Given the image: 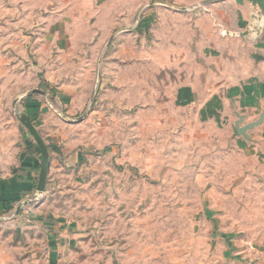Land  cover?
<instances>
[{"label": "rangeland", "instance_id": "obj_1", "mask_svg": "<svg viewBox=\"0 0 264 264\" xmlns=\"http://www.w3.org/2000/svg\"><path fill=\"white\" fill-rule=\"evenodd\" d=\"M214 1L0 0V161L40 152L24 113L58 164L0 217V264H264V158L219 105L264 54V11Z\"/></svg>", "mask_w": 264, "mask_h": 264}, {"label": "crops", "instance_id": "obj_2", "mask_svg": "<svg viewBox=\"0 0 264 264\" xmlns=\"http://www.w3.org/2000/svg\"><path fill=\"white\" fill-rule=\"evenodd\" d=\"M83 1L89 2L90 0ZM83 1L77 0V3H85ZM176 1L180 3L186 0H171L170 4L175 5ZM205 4L208 10L218 9V11H222L230 8L228 4L216 3L214 0H206ZM247 12H250L252 16L257 15V12L254 9L251 10L249 6L235 7L231 23L236 29H241L244 26L241 20L244 21L245 16L242 18L241 14ZM217 16L222 18L224 15L218 14ZM222 22L225 26H230V22L225 23V19ZM256 33L258 40L261 31ZM257 40L256 43H259ZM186 85L191 92L196 91L194 80ZM222 92L219 95L220 100L218 97L215 98V94H212L213 100H219V105L224 108L220 118L225 120L227 124H231L236 146L242 152L256 154L257 158H264V118L261 124L247 130L246 136L240 135L236 130L237 123H240V127L244 128L256 123L264 115V54L257 63L252 64L246 80L234 83ZM210 105H214L212 100ZM25 110L30 113L36 111L30 103L26 104ZM24 141L25 143L20 147V152L14 156L12 161H0V217L8 215L14 209L17 210L22 204H26L28 200L38 194L37 185L42 156L31 140L25 138ZM57 165L51 157V166Z\"/></svg>", "mask_w": 264, "mask_h": 264}, {"label": "water", "instance_id": "obj_3", "mask_svg": "<svg viewBox=\"0 0 264 264\" xmlns=\"http://www.w3.org/2000/svg\"><path fill=\"white\" fill-rule=\"evenodd\" d=\"M254 4H259L260 8L262 11H264V0H248ZM236 3L238 4H243L245 0H235ZM34 93L46 96L45 92L37 90ZM22 116V122L25 124V126L28 128L29 132L33 136L34 140L36 141L37 145L40 148V152L42 155V163H41V170H40V175H39V181H38V186H37V195L41 196L45 193L46 190V184L48 180V174L49 170L51 167V157H50V152L45 144L43 138L40 136V134L35 130L34 125L30 121V119L23 113L21 114ZM264 118V115L261 116V118L254 124H250L244 128L240 127V123L236 124V130L240 135L246 136V131L253 129L255 126H258L259 124L262 123ZM21 210V208H18V212Z\"/></svg>", "mask_w": 264, "mask_h": 264}, {"label": "trees", "instance_id": "obj_4", "mask_svg": "<svg viewBox=\"0 0 264 264\" xmlns=\"http://www.w3.org/2000/svg\"><path fill=\"white\" fill-rule=\"evenodd\" d=\"M35 108H36V107H34V109H35ZM35 110H36V109H35ZM28 113H29V116H31V119H33V120L36 119L37 116L32 115L33 113H30V112H28ZM34 114H36V113H34Z\"/></svg>", "mask_w": 264, "mask_h": 264}]
</instances>
